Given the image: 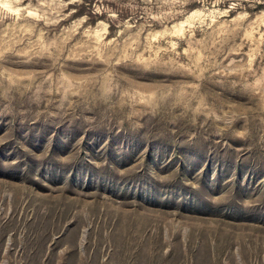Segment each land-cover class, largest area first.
I'll list each match as a JSON object with an SVG mask.
<instances>
[{"label": "rangeland", "instance_id": "rangeland-1", "mask_svg": "<svg viewBox=\"0 0 264 264\" xmlns=\"http://www.w3.org/2000/svg\"><path fill=\"white\" fill-rule=\"evenodd\" d=\"M0 264H264V0H0Z\"/></svg>", "mask_w": 264, "mask_h": 264}]
</instances>
